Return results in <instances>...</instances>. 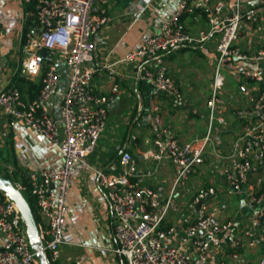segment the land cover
<instances>
[{
	"label": "built area",
	"instance_id": "obj_1",
	"mask_svg": "<svg viewBox=\"0 0 264 264\" xmlns=\"http://www.w3.org/2000/svg\"><path fill=\"white\" fill-rule=\"evenodd\" d=\"M19 1L33 8L36 19L23 37L21 73L31 81L40 80L41 89L35 99L27 100L17 86L8 84L0 91V111L10 127L31 128L64 156L61 170L32 171L16 183L33 199L39 245L54 264L61 258L62 247L70 243L65 215L73 168L87 164L95 152L107 125L109 105L119 93L118 85L112 88V96L93 88L99 41L110 23L107 5L111 0ZM263 7L255 0H179L177 10L160 30L122 60L138 63V79L183 105L185 96L171 75L166 56L177 50L203 49L210 43L216 54L204 134L182 142L165 126L161 109L151 107L155 150L150 159L156 164L172 163L175 172L169 190L154 186V174L140 171L130 152L122 153L118 172L97 171L98 184L106 190L110 205L116 252L128 264H209L222 259L221 255L240 264L245 253L264 251ZM145 11L146 7L140 9ZM202 16L208 27L193 31L191 22ZM61 63L69 69V77L58 122L53 100L60 86ZM105 69L115 74L114 64ZM225 74H232L248 94L249 105L235 108L236 133L226 145L218 146L213 137L215 123L220 129H230ZM207 154L213 174L225 181V196L220 197L215 185L199 188L187 202L189 220L162 228L168 215L180 208V196L186 195V186L200 172ZM231 197L241 199L245 217L243 213L223 217ZM0 236V264H41L20 210L6 196L0 199ZM257 264H264V256Z\"/></svg>",
	"mask_w": 264,
	"mask_h": 264
},
{
	"label": "crops",
	"instance_id": "obj_2",
	"mask_svg": "<svg viewBox=\"0 0 264 264\" xmlns=\"http://www.w3.org/2000/svg\"><path fill=\"white\" fill-rule=\"evenodd\" d=\"M178 5L179 0H111L107 5L110 23L102 31L99 41L95 63L98 73L93 80V88L98 94L112 96V88L118 85L119 93L109 105L107 125L95 152L88 158L87 164H77L73 168L65 215V233L70 243L62 247L61 258L56 264H128L127 260L116 252L110 205L106 190L98 184L97 171L104 169L108 172H118L122 153L130 152L140 171L150 176L154 174V186L160 184L167 190L171 188L175 172L172 163L164 161L156 164L150 159L151 152L155 150V135L150 122L152 106L161 109L165 126L182 142H188L196 135L206 132L202 133L196 125L197 120H205L208 125V117L205 114L187 101L178 105L175 100L161 94L148 82L138 79V63L122 61L157 33L165 20L177 10ZM142 7H146L144 13L140 12ZM202 18L206 21L203 16ZM199 19L200 17L191 22L194 29L198 26ZM35 21L33 8L23 6L19 0H0V91L8 84L22 85L25 87L23 96L27 100H32L35 95L30 92L28 83L20 82L21 78L31 81L21 73L24 59L23 37L35 25ZM210 44L212 50L209 49ZM210 44L203 49L211 53L213 51L214 54V43ZM113 64L115 74L112 76L105 66ZM168 64L171 75L178 79L176 81L183 90L184 80L175 77L180 70H176L170 61ZM61 71L58 94L53 100L58 122H61L59 108L67 87V73ZM232 108L235 109L233 106ZM182 109H189L190 112L185 114ZM200 109L207 110V103ZM229 113L235 118V111L231 113L227 109V119L230 118ZM236 130L218 131L222 137L232 138ZM216 137L218 146L227 144L220 136ZM63 165V154L49 140L24 125L10 127L7 117L0 111V176H4L6 171L12 176L17 172L14 177L17 183L24 180V176L29 172L45 168L61 170ZM191 183L194 184L195 193L199 188L215 185L225 196L224 179L202 166L197 176L186 186V195L180 196V208L168 215L162 228L189 220L187 202L191 197ZM229 200L223 217H237L242 213L245 217L247 211L244 210L241 199L235 198L233 202ZM2 242L3 238L0 236V247ZM258 253L259 251L245 253L240 264H257L258 261H255L253 256ZM220 257L222 259L218 257L209 264H220L221 261L234 264L230 258L224 259L222 255Z\"/></svg>",
	"mask_w": 264,
	"mask_h": 264
},
{
	"label": "rangeland",
	"instance_id": "obj_3",
	"mask_svg": "<svg viewBox=\"0 0 264 264\" xmlns=\"http://www.w3.org/2000/svg\"><path fill=\"white\" fill-rule=\"evenodd\" d=\"M256 3L260 4L261 6H264V0H255ZM264 8V7H263ZM198 26H196V29L193 31H196L199 28L205 29L208 27L207 22L200 17L199 22L197 23ZM210 50H212L211 44L209 47ZM173 55V56H172ZM167 61H170L171 65L175 67V69H179L180 72L176 74L175 77H181L184 80L183 83V94L185 96V100L192 104L195 108L200 110L203 114H205L207 117H209V112L206 109H200L201 106H205L209 98L211 97V85H212V78L214 75V69L216 66V54H213V51L211 53L205 51L204 49H184V50H177L175 53H170L166 56ZM171 59V60H170ZM59 68L61 73L67 75V81L69 77V69H67V66L63 63L59 64ZM65 68V70H64ZM227 78V83L224 88V93L226 98L230 101V105H228L229 112L235 111V109L232 108H246L249 105L248 101V94L244 92L241 89V86L238 82L235 81L234 76L232 74H225ZM62 76V74H61ZM178 80V79H176ZM183 112L189 113V109H182ZM230 118L228 119L230 122V129H237L239 126L238 120H236L234 117L231 116L229 113ZM197 128L200 129V131L205 132L207 130V123L205 124V120H197L196 122ZM215 130L213 133V137L217 138L216 136H220L223 138L225 143H228L231 139L230 137H222V134L219 133V129L221 127L218 126L217 123H215ZM223 130V129H222ZM239 130V129H238ZM206 162L203 164V167L205 170L210 171L211 166V156L207 154L205 156ZM154 167V165H153ZM5 177L9 176L10 179L13 180V176L9 173V171H6ZM189 189L191 190V197L195 195V189L194 184L191 183L189 185ZM28 197L30 195L26 194ZM223 196L220 194V197ZM191 197L188 199L190 200ZM217 196L214 198L216 199ZM229 201L233 202L235 199L234 197L228 198ZM264 255L263 251H259L258 254L253 256L255 261H259L262 256Z\"/></svg>",
	"mask_w": 264,
	"mask_h": 264
},
{
	"label": "water",
	"instance_id": "obj_4",
	"mask_svg": "<svg viewBox=\"0 0 264 264\" xmlns=\"http://www.w3.org/2000/svg\"><path fill=\"white\" fill-rule=\"evenodd\" d=\"M44 56L46 57L47 53H45ZM0 192L11 199L20 210L22 221L27 228L30 243L33 249L38 250V257L41 264H52L39 245L41 237L37 219L29 200L25 197L22 190L12 179L0 176Z\"/></svg>",
	"mask_w": 264,
	"mask_h": 264
},
{
	"label": "trees",
	"instance_id": "obj_5",
	"mask_svg": "<svg viewBox=\"0 0 264 264\" xmlns=\"http://www.w3.org/2000/svg\"><path fill=\"white\" fill-rule=\"evenodd\" d=\"M20 82H21V84H22V83H28V84H29L30 92L33 93V94L35 95V96L32 97V99H35V98L37 97V95L39 94V91H40V89H41V82L27 81L25 78H21V79H20ZM17 87L20 89L22 95H24V93H25L24 88H25V87H23L22 85H18ZM16 175H17V172H15L14 175H13V181H14V182H15L14 177H16ZM4 177H5V176H4ZM6 178L10 179L9 176H8V177L6 176ZM24 178H25V176H24ZM23 194H24L25 197L29 200V202H30V204H31V206H32V208H33V210H34V213H35V205H34L33 199H32L31 197H28V196L26 195V194H28L27 192H24ZM1 195H2V199H3V198L5 197V195L2 194V193H1ZM28 195H29V194H28ZM54 264H56V263H54Z\"/></svg>",
	"mask_w": 264,
	"mask_h": 264
}]
</instances>
